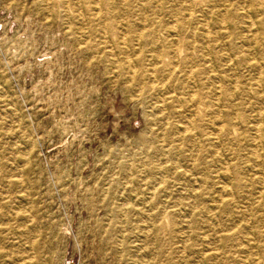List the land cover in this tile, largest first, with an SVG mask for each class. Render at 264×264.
<instances>
[{
  "label": "rangeland",
  "instance_id": "obj_1",
  "mask_svg": "<svg viewBox=\"0 0 264 264\" xmlns=\"http://www.w3.org/2000/svg\"><path fill=\"white\" fill-rule=\"evenodd\" d=\"M95 1L0 0V264H264V0Z\"/></svg>",
  "mask_w": 264,
  "mask_h": 264
},
{
  "label": "bare ground",
  "instance_id": "obj_2",
  "mask_svg": "<svg viewBox=\"0 0 264 264\" xmlns=\"http://www.w3.org/2000/svg\"><path fill=\"white\" fill-rule=\"evenodd\" d=\"M123 1H126V0H123ZM122 1V2H123ZM210 0H204L203 2L205 3V2H209ZM245 1V0H244ZM47 2V1H46ZM95 2H97L98 4H99V1L97 0V1H95ZM80 3V2H79ZM199 3H202V2H195V3H193V6L195 7V6H197ZM98 4H96V5H98ZM48 5V4H47ZM99 6V5H98ZM99 9V8H98ZM249 9V8H248ZM81 11V10H80ZM92 12H93V15L95 16V17H99V12H98V10L97 9H92ZM192 13V12H191ZM145 16V15H144ZM146 17V16H145ZM211 17V16H210ZM222 17V16H221ZM103 19L105 20V21H107V20H109L108 19V17L106 16V14H104V16H103ZM146 19V18H145ZM186 20H187V18H186ZM252 22V21H251ZM208 24V23H207ZM252 24V23H251ZM253 24H254V22H253ZM192 25V24H191ZM255 25V24H254ZM111 27H110V33L108 34V35H106V36H108V38L110 39V40H116V35H115V33H114V28L112 27V24L110 25ZM225 27V26H224ZM176 29V28H175ZM106 30V29H105ZM143 31V30H142ZM141 33V32H140ZM106 34V33H105ZM124 35V34H123ZM174 35V34H173ZM195 35V34H194ZM124 37V36H123ZM158 37H159V35H158ZM139 38H140V34H139ZM179 39V38H178ZM124 39H122V41H123ZM139 40V39H138ZM125 42V41H124ZM159 42V41H158ZM125 44V43H124ZM128 46V45H127ZM127 49H129V47L127 48ZM162 50V49H161ZM112 52H113V50H112ZM176 53V52H175ZM138 55V54H137ZM152 55V54H151ZM127 56V55H126ZM161 58V57H160ZM129 59V58H128ZM178 60V59H177ZM129 63H130V60H129ZM135 66V65H134ZM156 67V66H155ZM129 69V68H128ZM127 69V70H128ZM154 69V68H153ZM194 69V68H193ZM192 69V70H193ZM155 71V70H154ZM170 72H174L173 70H171ZM191 72V71H190ZM153 74H154V72H153ZM133 75V74H132ZM131 75V76H132ZM134 76V75H133ZM155 76V75H154ZM168 80V79H167ZM193 80H195V79H193ZM196 84V83H195ZM165 85V84H164ZM163 87V86H162ZM169 91V90H168ZM175 92V91H174ZM194 93H195V90H194ZM192 95V94H191ZM194 95V94H193ZM192 100V99H191ZM198 104V103H197ZM196 114V113H195ZM260 115V114H259ZM261 116V115H260ZM262 117V116H261ZM190 121V120H189ZM213 122V121H212ZM192 123V122H191ZM214 123V122H213ZM259 127V126H258ZM257 127V128H258ZM186 128V127H185ZM222 128V127H221ZM260 129V128H259ZM257 132V131H256ZM259 132V131H258ZM257 132V133H258ZM261 133V132H260ZM185 134V133H184ZM218 137V136H217ZM164 142V141H163ZM261 143V142H260ZM256 151V150H255Z\"/></svg>",
  "mask_w": 264,
  "mask_h": 264
}]
</instances>
